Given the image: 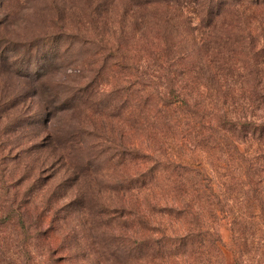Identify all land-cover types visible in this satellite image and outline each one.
I'll use <instances>...</instances> for the list:
<instances>
[{
    "label": "rangeland",
    "instance_id": "obj_1",
    "mask_svg": "<svg viewBox=\"0 0 264 264\" xmlns=\"http://www.w3.org/2000/svg\"><path fill=\"white\" fill-rule=\"evenodd\" d=\"M135 1L0 0V214L27 210L48 232L57 257L69 245L65 232H77L80 242L90 234L77 198L94 206L118 197L71 170L55 141L67 126L86 131L89 142L104 143L109 155L118 142L133 141L130 63L138 59L140 68L157 70L145 54L137 56L139 34L154 13L168 12L169 24L182 29L202 26L208 12L219 14L210 25L223 27L228 50L221 109L233 121L258 125L264 141V0H185L176 7ZM207 80L222 83L205 73L188 77L184 95L211 99L218 89ZM239 148L220 162L225 185L215 174L212 206L221 240L215 259L264 264V145L258 151L247 139ZM41 245L29 264H48ZM8 254V264L21 263L19 252Z\"/></svg>",
    "mask_w": 264,
    "mask_h": 264
},
{
    "label": "trees",
    "instance_id": "obj_2",
    "mask_svg": "<svg viewBox=\"0 0 264 264\" xmlns=\"http://www.w3.org/2000/svg\"><path fill=\"white\" fill-rule=\"evenodd\" d=\"M137 1L176 7L185 0ZM218 16L208 12L202 26L184 29L169 24L168 12L151 16V26L139 34L137 56L145 54L157 70L140 68L138 59L130 63L133 141L118 142L109 155L104 143L89 142L87 132L74 126H67L55 141L71 170L112 192L118 201L92 206L77 198L88 216L90 234L80 242L77 232H65L69 245L61 257L52 254L48 232L38 228L27 210L9 208L0 214V262L2 253L8 264V253L19 252L20 264H25L24 257L29 264L33 248L43 244L47 256L41 257L48 264H224L215 259L221 241L212 206L215 174L225 185V174L218 170L225 168L221 163L227 153L239 154V145L247 139L259 151L264 141L258 125L233 121L229 111L221 109L229 63L224 29L210 25ZM204 73L222 80H207L218 89L212 101L184 95L185 80Z\"/></svg>",
    "mask_w": 264,
    "mask_h": 264
}]
</instances>
